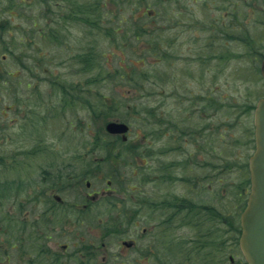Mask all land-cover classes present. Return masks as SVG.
<instances>
[{"label": "rangeland", "instance_id": "obj_1", "mask_svg": "<svg viewBox=\"0 0 264 264\" xmlns=\"http://www.w3.org/2000/svg\"><path fill=\"white\" fill-rule=\"evenodd\" d=\"M79 1L0 0V18L3 20L0 24L3 35L0 36V61L6 56L0 75L8 71L17 75L7 83L4 79L0 81V189L11 188V198L0 197V264L1 261L27 264L36 258L37 253L30 248L38 241L30 243L22 237L32 235L36 231L35 222H44L36 219L46 215L53 220L51 225L55 230L44 225L45 233L55 237L61 233V236L52 239L56 243L54 247L45 243L49 251L39 249L43 252L39 262L48 263L42 258L49 257L51 252H63V245H69L66 254L72 256L70 264H78L74 257L80 258L76 253L79 237L84 232L92 238L103 235L93 218L101 212V217L106 219L104 211L109 205L103 200L91 206L90 215L84 222L78 210L89 203L85 193L107 188L115 189L116 197H122L111 200L109 217L119 219L117 215L124 210L120 212L124 213L123 221L116 227H113V221L105 226L119 230L108 239L111 251L119 252L123 240L137 235H130L123 224L129 217L131 204L127 197L133 196L128 193V186L132 184L140 188L139 195H134L141 200L145 190L155 189L166 199L192 196L198 197L199 203L201 200L211 202L210 198L216 206L219 202L228 203L234 216L233 223L238 226V216L245 202L244 192L249 187L248 159L254 152V108L258 98L264 96V79L260 71L264 25L256 24L264 13L227 20L226 30L231 41L219 39L214 43L207 39L210 34L206 31L202 41L191 34L161 35L160 23L171 15V11L161 9L162 0H86L98 2L100 6L90 12L91 21H83L77 12L71 13L73 8L79 7L72 5ZM180 2L193 5L192 0ZM176 3L163 4L175 9ZM209 13L214 15L216 12ZM201 14L204 17V12ZM177 18L174 14L170 17L172 20ZM46 26L60 30V43L47 45L42 42L29 47L31 37L35 41L44 39L42 29ZM38 47H46V53L56 58L49 61L48 66L44 64V68L37 66L32 74L27 67H35V52H44ZM87 50L97 58L95 64L98 67L86 75V79L79 73L80 68L73 57ZM143 56L146 63L139 71L129 68L131 61L137 63ZM20 63L25 67L22 68ZM101 66L102 77L108 70L114 78L90 79L100 74ZM121 66L127 73H146L150 78L145 84L146 90L131 93L126 81L119 77L123 72ZM27 74L33 76L27 78ZM55 81L60 85L56 87ZM28 82L30 87L26 86ZM98 88L100 92L95 96ZM104 97L112 99L108 114L97 102ZM111 120L130 125L127 141L121 136L107 137L104 142L113 152L112 160L94 163L103 159L106 152L92 150L89 142H93L95 136L108 134L105 125ZM117 139L126 142L127 147L122 151L119 146L115 149ZM84 144L89 145L90 153ZM116 152L121 154L117 160ZM65 168L72 169L74 184L69 189H64V181L59 185L51 181ZM168 169L179 176L180 181L175 186L164 182L156 185L153 180H159V175ZM86 170L85 178L80 179ZM149 173L152 181L144 184ZM116 174H119L120 182L125 183L123 186L113 182ZM87 181L92 182L91 188L87 187ZM43 192L44 196H40ZM56 194L62 197L64 205L56 202ZM45 197H50L51 205ZM134 204L140 203L134 199ZM165 211L161 220L174 209ZM207 218L205 213L199 214L192 222L204 220L207 223ZM176 219L187 229L188 236L189 229L196 231L195 224H187L190 216L186 212L177 214ZM142 221V218L137 221L139 228L145 226ZM212 222L217 225L218 233L214 229L213 236L209 234L212 238L203 254L208 259L198 258L197 262L194 256L183 254L179 264H245L241 256L231 263L229 256L235 252L225 248L226 244L221 240L224 237L222 226L214 219ZM208 227L212 229L211 224ZM226 232V241L230 233L236 236L234 231ZM160 234L155 230L145 237L140 232L137 248L123 257L118 255L113 264L163 263ZM11 244L16 248L10 247ZM67 259L68 255L64 261Z\"/></svg>", "mask_w": 264, "mask_h": 264}, {"label": "flooded vegetation", "instance_id": "obj_2", "mask_svg": "<svg viewBox=\"0 0 264 264\" xmlns=\"http://www.w3.org/2000/svg\"><path fill=\"white\" fill-rule=\"evenodd\" d=\"M168 1H174L177 3L174 4L175 9H170L167 5L164 7V2ZM193 5L186 4L184 2H180V0H162V7L161 9L163 11H171V15L174 14L176 20L170 19V16L164 17L163 20L160 23L161 28V35L165 37H173V36H183L191 34V36L197 37L198 40H201L206 38L202 36L204 32H208L210 34L207 39L212 42L215 40H225V42L229 43L231 39L229 38V32L226 30L228 29L227 26V20L229 19H236L237 16L246 17V14L248 16L251 14V17H254V13H264V0H192ZM229 7V9H227ZM214 11L216 12L214 15L209 12ZM201 12H204V17L201 14ZM166 13V12H165ZM1 17V16H0ZM197 19V20H195ZM3 22L0 18V24ZM233 24V23H232ZM257 25H264V16L258 17V20L256 22ZM1 26V25H0ZM199 33V34H198ZM228 33V34H227ZM0 36L3 37L2 34ZM6 60V56L3 57L2 61H0V67L3 64V62ZM148 178L144 181V184L147 182H151V174L149 173ZM249 177V176H248ZM183 181H185L182 177H180ZM47 180V179H45ZM249 180V179H248ZM53 183V180H51ZM156 185H160L161 183L166 184H173L174 186L180 181L179 176L176 174H173L171 171L169 172V169L162 174L159 175V180H153ZM49 182V181H47ZM54 184V183H53ZM60 182L57 184L59 185ZM108 186L112 184L111 181L108 182ZM55 185V184H54ZM191 185H197L192 184ZM92 182H87V187L91 188ZM198 186V185H197ZM196 186V187H197ZM129 194L133 196H128L129 198V204H131L128 213L127 222L123 223L125 227L127 228V231L130 235L137 233L136 238L133 239H125L123 240L122 244L119 245L120 251L113 252L111 251L112 245L109 243V237L112 235H115L119 232L118 229L115 228H106L105 226L108 223V217L110 216V204L111 200L116 197L117 191L115 189H104L101 191H95V192H87L85 193V198L88 199L89 203H85L81 209H79V214L82 213L81 219H83V222L88 218L90 215L89 211L91 210V206L100 204L103 200H105V204L109 205V207L106 209V211L109 212V215L106 211L104 213L106 214L105 217H101V212L96 215L95 222H98L100 225L99 229H102L103 235L102 236H95L94 238L87 236L84 232L81 237H79L78 247L76 253L79 254L78 258L75 256V259H78V264H113L118 257V255H121L122 257L125 256L128 253H131V251H134L139 243V240L137 236L140 234V232L145 236L148 237L150 234H152L155 230L160 232V249L163 251L161 264H179V259L183 256H187L192 258L194 256L196 258V261L198 262V258L202 259H208L206 255H203L205 252V249H207V246L209 245V239L212 237H209V234L213 236V230L216 229L218 233L217 225L215 226L214 221H216L219 226H222V233H223V244L225 245V248L228 250H232L235 252V254H231L230 261L231 263H234L237 256H241L242 259H244L245 264H247L244 254L241 249V234H242V225H241V216L242 212L247 204L248 200V191L250 187H247L245 189V202L244 205L241 207V212L238 216V226L233 223L234 216L228 209V203L225 204L219 202L218 205H214V202L212 201V198H210V201L205 202L204 200H201L202 203H199V198L195 199L194 197H188V199H185L183 197H172L167 198L165 195H160L158 192L155 191H149L146 186L145 190L142 191L144 193L143 199L137 198V196L140 193V188L136 187L135 185H129ZM194 186H191V189H193ZM64 189H69L65 188ZM248 190V191H247ZM136 194L137 196H135ZM38 196V195H37ZM44 196V192L42 195ZM58 196H54L56 202L58 204L64 205V200L62 197H58L61 199H57ZM116 198L122 199V197L117 196ZM135 201L139 202L140 204H134ZM197 200V201H194ZM214 199V198H213ZM44 200L49 203V205L52 204L50 197H45ZM141 200V201H140ZM172 200V201H169ZM75 207H78L75 205ZM174 209V212L171 214H168V216L164 219H160L162 215L166 214L165 209ZM228 210L227 213H224L223 211ZM239 209V207H238ZM111 210V209H110ZM196 210V211H195ZM124 210L120 211L123 212ZM119 212V210L117 211ZM117 215L119 219L121 216H124L120 213ZM181 212H186L187 215L190 216V221H186L187 224H194L196 225V231L193 232L191 229L189 236L186 234L187 229H184L181 227L180 220L176 219L177 214ZM50 213V212H46ZM69 213V212H68ZM209 218V221L205 223L203 220L202 222L200 220H197L196 222H192L193 219H197V216L199 214H203ZM224 213V215H223ZM89 214V215H88ZM108 215V216H107ZM121 215V216H120ZM195 215V217H194ZM54 217V216H53ZM91 218V217H90ZM139 218H142V223L145 225L143 228H139L140 226L137 221ZM27 219V217H26ZM104 219V220H103ZM119 219L116 218L117 223H119ZM36 220H44V222H35L36 231L33 232L32 235H30L28 238L22 237L26 242L30 241L32 243L33 241H38V244L35 245V247L30 248L33 249L34 253L36 254V258L30 260L27 262V264H70L71 254H66L68 252L69 245H63V252H51L49 257L42 258V261L48 262V263H40L39 258L43 256V252L40 250L47 252L50 250L48 245L45 243H49L52 247L55 246V242L52 241L54 238H59L61 236V233H58L60 236H52L48 233H45L44 231V225H49L51 230H55L52 228L51 223L53 220H49V215H46L44 218H39ZM151 221H154L152 223ZM176 221V222H175ZM200 221V222H199ZM82 222V223H83ZM175 222V223H174ZM117 223H113V227H116ZM174 223V224H172ZM93 224V223H92ZM90 224V225H92ZM96 224V223H95ZM109 224V223H108ZM172 224V225H171ZM208 224L212 225V229L208 227ZM53 226L55 227V222L53 223ZM190 226V225H188ZM138 227V228H137ZM236 227V228H235ZM56 228V227H55ZM90 229V228H89ZM107 229V230H105ZM118 230V231H116ZM141 230V231H140ZM124 232L126 230H123ZM226 231L229 233L231 231H234L236 236H232L230 233V237L228 241H226L225 235ZM87 232V231H86ZM88 234L91 233L90 231L87 232ZM215 234V236L217 235ZM63 235V234H62ZM185 236V237H183ZM22 238L20 237V240L22 241ZM20 241V242H21ZM22 244V242H21ZM75 243L74 246H77ZM23 245V244H22ZM24 245H27L25 243ZM10 247L16 248L13 244L9 245ZM7 248V246H6ZM45 250H44V249ZM40 249V250H39ZM150 250V249H149ZM185 250V252H183ZM75 253V254H76ZM190 253V254H189ZM193 253V255H192ZM48 255V253H46ZM146 254V253H145ZM144 254V255H145ZM68 255L67 262L64 261V258ZM18 256V255H17ZM145 256H148L147 254ZM149 257V256H148ZM136 260V259H135ZM138 261V260H136ZM2 264H4L5 261H1ZM133 262V260H132ZM149 261H146L148 263ZM123 264V263H122ZM129 264H131L129 262ZM134 264H140L138 262H134Z\"/></svg>", "mask_w": 264, "mask_h": 264}, {"label": "trees", "instance_id": "obj_3", "mask_svg": "<svg viewBox=\"0 0 264 264\" xmlns=\"http://www.w3.org/2000/svg\"><path fill=\"white\" fill-rule=\"evenodd\" d=\"M66 1L70 2L71 0H66ZM79 2L80 3H78V4H73L72 5V6H79V7L78 8H73L72 11H71V13L73 14L74 12H77L79 16L81 15V19L83 21L84 20L91 21L90 20V17H91L90 12L92 10L99 9V7H100L99 6V3L98 2H94L93 3L91 1L88 2V1L84 0V2H83L84 5L82 6V4H81L82 3V0H80ZM93 20H96V19L94 18ZM123 20H124V18H123ZM45 30H47V31H45ZM32 33L33 32H31V34ZM60 34H61V32H60V30L58 28H52V27L48 28V26H46L45 28L42 29V36H44V39H42L41 41H35V40H33L34 38L31 37V41H30V43H28V46L29 47L35 46L37 43H42V42H44L47 45H50V44L57 45V44L60 43V40H61L60 39V36H61ZM217 41L218 40H215L214 43H216ZM147 46L150 47L148 44H147ZM25 47H26V44L24 45L23 48H25ZM38 48L43 49L44 52H42L40 50H37V52H35V55L37 57V58L34 59V64L33 65H35V67L34 68L33 67H30V66L27 67L28 72L29 73H32V74L35 73L34 72V69H35V71L37 70L36 69L37 66H39L40 68H44V66H43L44 64L48 66V62L49 61H52V60H54L56 58L54 55H49V54L46 53V47H38ZM161 55H162V53H161ZM160 57L163 58V56H160ZM73 59L75 60V63H77L78 66H79V68H80L79 73L80 74H83V76L86 79H87L86 75H88L92 70H95V68L98 67V65L96 66V64H95V62L97 61V58H93V53L91 51H89V50H87V52L86 51H80V52H78L77 54H75V56L73 57ZM145 59H146V57L140 58L137 61V63L134 62V61H131L130 62V65H129V68L132 69V70H135V71H139V69L142 66L145 65V63H146V60ZM158 61H160V60L158 59ZM20 66L22 68H24L25 67V64L20 63ZM100 69H101L100 74L99 75L97 74L96 76H93L90 79H94L95 77H97L99 79L114 78V76H112V73H110V71H108V70H105V71L108 72L107 75L104 76V77H102L101 76L103 74V71H102L103 68H102V66H101ZM123 69H124L123 66H121L120 67V71H123ZM47 70H49V72H51L50 69H47ZM124 71H126V70H124ZM124 71L120 73V76L119 77H120V79L126 81V86L129 87L128 90L131 93L132 92H137V91L138 92H142V91L146 90L145 89V84L150 79L149 76H146L145 75L146 73H142V74H139V72L127 73V72H124ZM44 72H47V71H44ZM84 73H86V74L84 75ZM48 74H50V73H48ZM31 76H33V75L27 74V78H29ZM16 77H17V75H14L12 72L8 71V72H4V73H2L0 75V81H2L4 79L5 82L7 83L8 82V79H13V78H16ZM102 81H104V80H102ZM88 83H89V81H88ZM54 84H55L56 87L60 85L59 82H56V81H55ZM26 86L27 87H30L31 86V83L28 82L26 84ZM65 90L67 91L66 88H65ZM66 91H65V93H66ZM87 91L88 92H92V89H88ZM99 92H100V88H98L97 91L94 93L95 96ZM14 102L16 103V99L14 100ZM97 102H98L99 105H101V107H103V112L104 113L106 112L108 114V112H109L108 109L111 107V105H109V104L112 103V99L110 100L108 97H104V99L98 100ZM149 114L150 115H153L151 112H149ZM113 116H116V115L114 114ZM117 117H122V116H117ZM159 121H160V119L157 120V122H159ZM252 136H253V132H252ZM107 137H113V136H111L109 134L99 135V136H95L94 137V141L93 142H89V144H91L92 150L98 149L99 151H105L106 152V156H104L103 159H101V158L100 159H97L94 163H97V162H105V161H109L110 162V160H112L111 157H113V152H112L111 149H109L108 144L104 142ZM115 138L116 137H113V139H115ZM115 141H116L115 149H116L117 146H119L120 151H122V148L127 147L126 142H123L121 139H117ZM253 143H254V140H253ZM84 146L89 150L88 153H90L91 152L90 151L91 149L89 148V145L88 144L87 145L84 144L83 147ZM85 152H81V154H84ZM139 156H140L141 159L143 158V155H139ZM114 157L117 160V158H120L121 157V154L118 153V152H116V154H115ZM144 164H146V163H143V165ZM123 165H125V164H123ZM118 169H120V168L118 167ZM61 171H62V172H60L61 175L59 177L53 179V183L55 185H57L60 181H64V182H66V183H64V186L67 187V188H70L74 184L73 175H72V169L65 168V169H62ZM86 172H87V170L80 176V179H84L85 178ZM247 172H248V170H247ZM113 177L116 180V181H113L114 183H118L120 186H123L122 183H124V182L123 181H122V183L120 182V180H119V174H116ZM0 194H2V195H0V197H2V198H5V199L11 198V196L9 195V194H11V188H9V189H6V188L0 189ZM109 211H110V209H109ZM123 217L124 216H121V218L119 219V221H123ZM126 220H127V218H126ZM93 221H95V219ZM110 221L115 222V224L117 223V220L116 219L111 218V217H108V223ZM95 223H96V226H100L98 224V222H95Z\"/></svg>", "mask_w": 264, "mask_h": 264}, {"label": "water", "instance_id": "obj_4", "mask_svg": "<svg viewBox=\"0 0 264 264\" xmlns=\"http://www.w3.org/2000/svg\"><path fill=\"white\" fill-rule=\"evenodd\" d=\"M261 73L264 77V59ZM255 127L257 148L249 161L252 191L242 215L241 246L249 264H264V98L259 100L256 107ZM106 130L112 134H122L123 140H127L129 125L110 121Z\"/></svg>", "mask_w": 264, "mask_h": 264}]
</instances>
